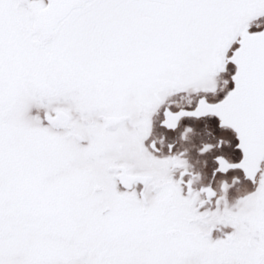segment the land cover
I'll return each mask as SVG.
<instances>
[{"label":"snow or ice","instance_id":"obj_1","mask_svg":"<svg viewBox=\"0 0 264 264\" xmlns=\"http://www.w3.org/2000/svg\"><path fill=\"white\" fill-rule=\"evenodd\" d=\"M0 264H264V0H0Z\"/></svg>","mask_w":264,"mask_h":264}]
</instances>
